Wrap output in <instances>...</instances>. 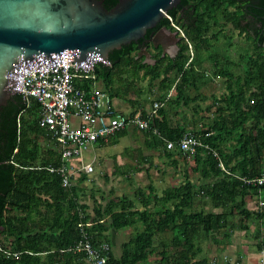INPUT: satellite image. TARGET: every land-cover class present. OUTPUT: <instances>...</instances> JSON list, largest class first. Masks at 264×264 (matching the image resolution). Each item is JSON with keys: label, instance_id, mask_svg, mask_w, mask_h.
Returning <instances> with one entry per match:
<instances>
[{"label": "trees", "instance_id": "obj_1", "mask_svg": "<svg viewBox=\"0 0 264 264\" xmlns=\"http://www.w3.org/2000/svg\"><path fill=\"white\" fill-rule=\"evenodd\" d=\"M100 1L107 10L118 2ZM249 9L264 16V0H180L144 37L162 27L171 31L178 27L183 36L177 56L161 57L160 48L149 44L154 64L143 63L144 57L136 59L145 41L140 40L111 51L109 66L98 65L95 80L81 84L89 89L95 83L109 94L115 109L116 103L128 105L130 116L139 113L149 120V131L136 129L145 149L174 172L183 167L180 182L161 193L149 182L132 196L124 193L110 199L111 192L108 198L94 200L91 211L85 188L79 187L85 175L76 179V186L72 182L64 188L60 176L47 170L58 168L61 161L54 142L39 126V105L32 102L26 107L19 95H10L0 109V264H87L85 244L104 264H207L202 242L222 245L235 230L247 231L251 223L264 220V210L247 207L257 195L264 202V185L243 183L264 172V49L262 38L253 40L249 27L241 25ZM226 28L245 35L239 44L243 55L231 65L236 72L225 66L227 58L216 46L222 37L223 48L233 47L232 37L223 35ZM206 63L211 64V77L206 75ZM238 63L245 67L240 70ZM217 78L224 80L225 91L218 97L212 94L210 105L201 111L197 101L207 99L199 90ZM144 80L146 91L137 87ZM146 92L150 100L141 99ZM158 103L162 106L149 119V109ZM205 119L210 120L207 126ZM153 128L160 135H154ZM186 133L208 149L198 147L187 157L176 146L166 148L167 141H179ZM140 164L150 166L148 175L151 169L160 170L151 156L142 157L136 166ZM114 232L122 234L117 246L112 242ZM256 234L259 245H264V232L258 229ZM79 245L82 250L75 252Z\"/></svg>", "mask_w": 264, "mask_h": 264}, {"label": "water", "instance_id": "obj_2", "mask_svg": "<svg viewBox=\"0 0 264 264\" xmlns=\"http://www.w3.org/2000/svg\"><path fill=\"white\" fill-rule=\"evenodd\" d=\"M180 0H118L107 10L100 0H0V109L10 95L20 91L22 73L65 66L62 51H71L75 70L94 69L91 63L109 66L113 50L140 40L161 49V57L173 55L176 31L155 28ZM264 49V44L262 45ZM154 64L146 48L136 59ZM24 102V101H23Z\"/></svg>", "mask_w": 264, "mask_h": 264}, {"label": "built area", "instance_id": "obj_3", "mask_svg": "<svg viewBox=\"0 0 264 264\" xmlns=\"http://www.w3.org/2000/svg\"><path fill=\"white\" fill-rule=\"evenodd\" d=\"M171 22V19L169 18ZM177 33L182 37V31L174 26ZM65 66L59 67L55 64L53 68L30 70L22 73L20 78L21 95L24 94L23 101L28 107L30 102L35 101L40 107L39 126L44 128L52 137L55 147L63 161L58 168H48L50 173H56L61 178L62 187L69 188L77 173L90 174L93 171L91 164L79 165V167L66 163L70 161H80L81 153L91 148L95 143L107 144L110 137L129 128L139 131H149V120L144 119L139 113L130 116L119 112L113 106V100L109 94L95 83L86 89L81 86L84 81L95 80V68L98 66L91 63L92 69L84 72L75 64L70 62L71 51L63 50ZM161 104H154L149 109L148 118L156 115ZM79 121L78 126H73L71 119ZM151 132L158 135L157 129ZM208 136V135H206ZM177 147L183 155L192 157L198 147L208 149V145L203 144L194 135L184 134L179 141L166 142L167 149ZM217 157V154L213 152ZM82 160V159H81ZM222 168V164L219 163ZM244 184L251 186L264 185V172L255 179H243ZM258 207H264V202L259 201ZM89 226V225H88ZM85 251L90 255L87 259L89 264H104V259L96 258V254L88 244L84 245ZM79 245L75 252L81 251Z\"/></svg>", "mask_w": 264, "mask_h": 264}, {"label": "rangeland", "instance_id": "obj_4", "mask_svg": "<svg viewBox=\"0 0 264 264\" xmlns=\"http://www.w3.org/2000/svg\"><path fill=\"white\" fill-rule=\"evenodd\" d=\"M237 31H230L226 30L223 32V35H230L232 37V42H233V47L230 49L223 48L226 45V38H222L217 42V47L221 50L222 55H225L227 58L225 62V66L229 67L230 71H234L232 69V66H235L234 63H237V56L239 57L240 55H243L244 49L242 46H239V44H242L243 42V36L239 37L237 35ZM238 44V45H237ZM246 49H248V45L246 43ZM203 57L206 56L204 53L202 55ZM245 60H247V57L249 56H244ZM231 63H230V62ZM229 62V64H228ZM245 63H238L239 69L242 70ZM232 65V66H231ZM231 66V67H230ZM205 70H207L206 75L207 76H212V70H211V64L206 63L204 65ZM236 72V70L234 71ZM206 76V78H207ZM224 80L223 79H213L206 87L201 88L199 90V93H202V95L207 99L206 101L200 102L197 101V104L201 106V111L205 110V107L207 105H210L211 103V95H215L218 97L221 93L225 91L224 89ZM148 86V80H144L141 82L137 83V87L142 88L144 91H146ZM129 96V95H128ZM132 96L130 95V98ZM149 99V95L147 92L141 97V99ZM118 111L122 112L123 114H129L131 109L128 105H119L116 103ZM201 116H207L204 112L200 113ZM186 117L188 119H192L191 113L186 111ZM209 119H205L203 121V124L207 126L209 123ZM72 125L73 126H78L79 121L76 119H71ZM143 141V136L140 132L135 131L132 133H123L122 135L116 136L115 140H113L112 144L105 145V146H93L92 148L83 151L81 153V158L80 161L77 163L81 166L86 163H92L93 166V173L87 175V179L84 183V186L81 185V188L84 187L86 194H87V199L88 195H97V199L100 197V193L97 192L98 190H103L105 192V195L108 193H113L111 198H115V196H121V194H124L126 196H132V193L135 191V189L138 187L140 188L141 186L144 187L148 185L149 182H152L154 186L157 188V192L161 193L162 189L178 184L181 180V175L183 174V167L179 166V171L174 172L173 169L169 168L168 166H165L164 161L158 157L154 152H149L148 150L145 149V147L142 144ZM136 147H139L137 149V152H135ZM125 152H128V154H132V158H129L128 156L126 159L122 158L120 161V165H117V163H111L109 164L108 162L112 160L109 157L113 154H118L123 156ZM136 155H143V156H151V162L153 163L154 166H159L160 170L156 169H151L149 172V175L147 174V170L149 169V165L147 164H140L136 166V163L139 162L135 160ZM138 157V156H137ZM140 158V157H138ZM82 159V161H81ZM123 163V164H121ZM126 164V165H125ZM193 163H190V166H192ZM115 167H117V170L115 174H113L112 170L115 171ZM133 167H139L141 172H134ZM165 170L167 173H165ZM160 172V173H159ZM164 172V173H163ZM129 176V178H124L123 175ZM74 185L76 186L77 184L74 182ZM93 191V192H91ZM83 200H86V197L83 198ZM90 200H87L86 203H88ZM91 204V203H88ZM208 209V207H206ZM202 251L203 253L201 255L206 256L207 252L205 253L206 250V242L201 243ZM215 252V251H214ZM212 253V252H211ZM212 256V254H210ZM207 257V256H206ZM210 258V257H208ZM152 260V259H151ZM230 261V260H229ZM87 264L88 261L86 260Z\"/></svg>", "mask_w": 264, "mask_h": 264}, {"label": "crops", "instance_id": "obj_5", "mask_svg": "<svg viewBox=\"0 0 264 264\" xmlns=\"http://www.w3.org/2000/svg\"><path fill=\"white\" fill-rule=\"evenodd\" d=\"M32 102H35V101H32ZM32 102H30V103H32ZM159 104H161V103H159ZM161 106H162V104H161ZM39 110H40V107H39ZM130 114H131V111L129 114H125V115H130ZM135 131H137V130L133 129V128H129V129H126L124 131V133H132ZM47 135H48L49 139L54 142V140L52 139V137L48 133H47ZM158 135H160V134H158ZM158 135H156V136H158ZM116 136H119V135L116 134V135L110 137L109 142L107 144L95 143L91 146V148L93 146H105V145L112 144L113 140H115ZM142 144L146 148V142L144 141V139L142 141ZM135 148H136L135 152H137V149L139 147L135 146ZM132 154H128V152H125L123 154V156L118 155V154H113L109 157L110 159L112 158V160L109 161L108 163L109 164L117 163V165H120V161H122L121 160L122 158L126 159L127 156L129 158H132ZM137 156L140 158H138ZM142 157H147V156L136 155L135 160L140 161V159H142ZM60 161H61V163H63L61 157H60ZM66 164L68 166L74 165V166L79 167V164L77 163V161H70ZM86 164L92 165V163H86ZM121 164H123V163H121ZM93 171L91 173H93ZM112 172H113V170H112ZM82 174L85 175L86 177L88 175V174L83 173V172L77 173L72 180L73 185H74V182L77 184L76 179H79ZM84 183L85 182H83L82 184H79V187H81V185L84 186ZM97 192L100 193L99 199H97L98 198L97 195H94V194L88 195V200H90L88 203H91V204H89L91 211H93L92 210V202L94 200H100L101 197L108 198L110 196V193L105 195V192L102 189L98 190ZM112 195H114V194H111L110 199H115V198L120 197V196H115V198L114 197L111 198ZM260 195H261V193H260ZM92 198H93V200H92ZM261 198L262 197L257 195L252 200H250L248 203V206H247L248 209L252 210L254 212H259V211L262 212L264 210V208L261 209V208H258V206H257V203ZM234 223L238 225V220L237 221L235 220ZM258 229L259 230L261 229V231L264 232V220L261 221V219H259L257 222V225L256 224L254 225L251 223L249 226V229L247 231H244L241 229L235 230L233 233L229 234V236H230L229 240L224 242V244H222V245H219V244L217 245V243H211V242L206 241L207 245L209 243L208 247H206L207 264H264V245H259L260 236H258L256 234V231H258ZM121 237H122V234H117L115 232L112 233V242L114 243V246L119 245L120 240H122ZM262 239L264 240V238H262ZM219 240H220V238H219ZM210 254H212V256H210ZM208 257H210V258H208Z\"/></svg>", "mask_w": 264, "mask_h": 264}, {"label": "flooded vegetation", "instance_id": "obj_6", "mask_svg": "<svg viewBox=\"0 0 264 264\" xmlns=\"http://www.w3.org/2000/svg\"><path fill=\"white\" fill-rule=\"evenodd\" d=\"M180 15H181L180 18H182L180 21L182 22V21H184L183 10H181ZM241 20H242L241 21L242 26H248L249 27L248 30L251 34L252 39L256 40V39H258V37L262 38V45H263L264 44V16H261L260 14H258L255 9H249V10H247V16H243L241 18ZM229 29L230 28H226L224 31L229 30ZM234 31H236V30H234ZM238 32H239V30H237V33ZM177 36H178V34H177ZM242 36L244 37L243 41H245V35L242 34ZM239 37H241V36H239ZM178 38H179V41L177 43V49L174 52H172L173 55L169 54V55H165V56L170 57V58H174L175 56H177V54L180 50V47L182 45L181 36L179 35ZM149 44L150 43L144 42L141 45L140 49L146 48V50L148 52H151L150 55H151V59H152L153 55H152V50L149 49Z\"/></svg>", "mask_w": 264, "mask_h": 264}, {"label": "clouds", "instance_id": "obj_7", "mask_svg": "<svg viewBox=\"0 0 264 264\" xmlns=\"http://www.w3.org/2000/svg\"><path fill=\"white\" fill-rule=\"evenodd\" d=\"M167 16V15H166ZM176 31V30H175ZM177 32V31H176ZM178 36H179V34H178ZM220 167V166H219ZM244 183V182H243ZM246 185V184H245ZM259 201H261V200H259ZM259 201H258V203H259ZM258 203H257V206H258ZM258 208H261V207H258ZM262 208H264V207H262ZM261 208V209H262Z\"/></svg>", "mask_w": 264, "mask_h": 264}]
</instances>
